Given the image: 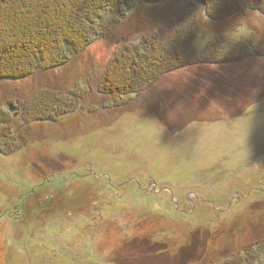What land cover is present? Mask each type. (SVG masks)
I'll return each instance as SVG.
<instances>
[{
  "label": "rangeland",
  "instance_id": "obj_1",
  "mask_svg": "<svg viewBox=\"0 0 264 264\" xmlns=\"http://www.w3.org/2000/svg\"><path fill=\"white\" fill-rule=\"evenodd\" d=\"M226 1L209 9L224 10ZM239 1L242 12L222 22L198 8L188 59L217 62L182 64L139 87L130 105L98 91L113 56L141 46L146 33L168 43L186 28L177 27L184 4L194 2L139 6L65 67L0 83L8 119L4 127L0 116V264L256 258L264 240V57L228 58L264 50V16L250 11V0ZM58 88L88 92V101L61 119L47 113L40 116L48 121L31 122L40 109L32 99L49 101ZM11 103L19 114L8 115ZM9 138L18 148L19 139L28 142L11 153Z\"/></svg>",
  "mask_w": 264,
  "mask_h": 264
},
{
  "label": "trees",
  "instance_id": "obj_2",
  "mask_svg": "<svg viewBox=\"0 0 264 264\" xmlns=\"http://www.w3.org/2000/svg\"><path fill=\"white\" fill-rule=\"evenodd\" d=\"M172 1L175 0H1L0 83L21 81L61 69L84 53L95 41L110 38L113 29L121 25L126 17L139 6L163 5ZM190 1L194 3L189 4L190 6L184 4L187 12L182 18L183 21H178L177 25L180 27L186 24V28L183 26L179 33L177 30V35L171 39L176 40L178 36L177 40L164 43L156 34L146 33L144 37L150 41L142 40L141 46L138 47L125 45L110 61L101 80L102 86L100 85L99 93L104 97L117 96L113 99L124 101V106H127L135 101L129 95L134 96L141 92L137 91L139 87L151 86L161 76L182 68L178 66L208 65L216 61H212L206 55L200 58L201 60L188 59L192 54L191 40L195 41L199 36V31H196L199 26L198 18H200L198 8L205 11L210 21L222 22L242 12L244 4L239 0H227L226 9L222 10L215 6L209 9L210 5L218 4L220 0ZM250 2V11L264 16V12L259 9L261 0H250ZM221 10L225 13L222 17ZM156 40L160 47L165 45L171 46L172 49L161 53V49L159 50L156 46L158 43ZM182 40H188V42L181 44L179 41ZM262 57H264V50L254 51V54L246 52L235 54L228 59L241 62L245 59ZM53 91L54 94L49 101H45L40 95L32 99L31 108L40 109L37 110L39 114L30 116L31 122L48 121L46 120L48 118L44 119L45 117L40 116L41 114L47 116V113H56L61 119L79 109L80 103L88 101V92L85 93V91L69 93L63 88L53 89ZM68 94L70 95L67 96ZM16 104L19 102L17 101ZM21 105L22 102L19 106ZM8 108L10 110L8 115L19 112L14 103L9 104ZM60 108L62 110H59ZM0 116L1 125L7 127L8 119L2 117V112ZM22 122L24 126L31 123L24 120ZM12 140L13 138H9V141ZM19 140V148L15 147L16 139L10 143V147L14 145L10 150L11 153L26 147L28 141L25 139V143ZM257 245L258 251H254L256 258H253V261L249 260L248 256L240 258L241 261L238 263L261 264L264 262V240ZM245 254L248 255L249 252Z\"/></svg>",
  "mask_w": 264,
  "mask_h": 264
},
{
  "label": "water",
  "instance_id": "obj_3",
  "mask_svg": "<svg viewBox=\"0 0 264 264\" xmlns=\"http://www.w3.org/2000/svg\"><path fill=\"white\" fill-rule=\"evenodd\" d=\"M155 186V185H154Z\"/></svg>",
  "mask_w": 264,
  "mask_h": 264
}]
</instances>
